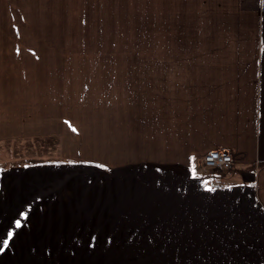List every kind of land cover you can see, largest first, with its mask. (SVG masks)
I'll use <instances>...</instances> for the list:
<instances>
[{"label": "crops", "instance_id": "0c3cea01", "mask_svg": "<svg viewBox=\"0 0 264 264\" xmlns=\"http://www.w3.org/2000/svg\"><path fill=\"white\" fill-rule=\"evenodd\" d=\"M79 3L0 0V140L68 161L0 172V264H264V0H151L149 60H105L87 110Z\"/></svg>", "mask_w": 264, "mask_h": 264}, {"label": "rangeland", "instance_id": "374dc122", "mask_svg": "<svg viewBox=\"0 0 264 264\" xmlns=\"http://www.w3.org/2000/svg\"><path fill=\"white\" fill-rule=\"evenodd\" d=\"M79 18H91V21L79 22L80 53L78 68L79 108L87 110L86 103L97 99L92 87L102 84V64L111 57H144L149 60L151 47V21L149 3L151 0H79ZM142 9L141 15L135 10ZM144 10V12H143ZM145 18L136 21L130 18ZM120 18H128L120 21ZM107 19H112L108 21ZM117 19V20H116ZM59 22L53 23L54 29H60ZM146 51V54H118V51ZM25 61L29 58L24 55ZM29 63V62H28ZM30 64V63H29ZM47 67V66H46ZM45 66H40L41 72ZM48 68V67H47ZM48 70V69H47ZM46 70V72H47ZM49 73V71H48ZM20 78V77H19ZM89 88V92L87 89ZM89 93V95H88ZM58 137L35 135L25 138L0 140V165L10 162H33L44 156L61 155ZM69 145V143H68ZM65 156H73V150H64ZM1 167V166H0ZM11 169L6 165L4 171ZM1 171L0 172H4ZM57 172V171H56ZM65 172V171H63ZM67 171V173H69ZM209 173L220 176L223 171L219 169L209 170Z\"/></svg>", "mask_w": 264, "mask_h": 264}, {"label": "built area", "instance_id": "2783aa9c", "mask_svg": "<svg viewBox=\"0 0 264 264\" xmlns=\"http://www.w3.org/2000/svg\"><path fill=\"white\" fill-rule=\"evenodd\" d=\"M195 164L207 169L230 170L233 159L227 150H214L195 161Z\"/></svg>", "mask_w": 264, "mask_h": 264}, {"label": "trees", "instance_id": "16d2710c", "mask_svg": "<svg viewBox=\"0 0 264 264\" xmlns=\"http://www.w3.org/2000/svg\"><path fill=\"white\" fill-rule=\"evenodd\" d=\"M62 163H68V161H65L64 159H62L61 155H56V156H44L43 158L40 157V159H37L33 162H25L23 164L21 163H17V162H10L8 164H2L0 165V170L4 171V168H6V165L11 167V168H19V167H29V166H40V165H58V164H62ZM192 171L193 172H197L200 174L206 173V174H210L209 170L203 167H199V166H193L192 165Z\"/></svg>", "mask_w": 264, "mask_h": 264}, {"label": "snow or ice", "instance_id": "6c2138e0", "mask_svg": "<svg viewBox=\"0 0 264 264\" xmlns=\"http://www.w3.org/2000/svg\"><path fill=\"white\" fill-rule=\"evenodd\" d=\"M17 226H19V225H17Z\"/></svg>", "mask_w": 264, "mask_h": 264}]
</instances>
